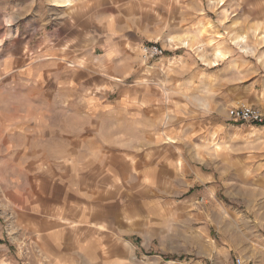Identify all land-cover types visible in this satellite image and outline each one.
Returning <instances> with one entry per match:
<instances>
[{
	"label": "clouds",
	"instance_id": "1",
	"mask_svg": "<svg viewBox=\"0 0 264 264\" xmlns=\"http://www.w3.org/2000/svg\"><path fill=\"white\" fill-rule=\"evenodd\" d=\"M0 264H264V0H0Z\"/></svg>",
	"mask_w": 264,
	"mask_h": 264
}]
</instances>
